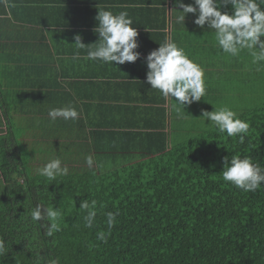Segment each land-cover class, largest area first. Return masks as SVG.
Instances as JSON below:
<instances>
[{
  "label": "crops",
  "instance_id": "crops-1",
  "mask_svg": "<svg viewBox=\"0 0 264 264\" xmlns=\"http://www.w3.org/2000/svg\"><path fill=\"white\" fill-rule=\"evenodd\" d=\"M99 8L126 11L132 18L142 54L137 61L88 60L86 49L71 44L76 34L89 47L98 41L93 29ZM178 14L173 0H0L1 193L11 170H24L25 164L35 174L56 153L68 151L60 158L68 169L85 165L76 162L91 155L93 167L111 170L131 162V153L104 149L125 146L131 132H162L171 145L213 128L203 110L225 105L237 114L247 110L249 97L256 95L249 82L257 83L256 76H248V51L237 57L223 53L212 30L197 28L192 14L185 25L177 24ZM166 40L183 48L205 73V97L179 113L173 98L165 99L146 82L145 58ZM68 106L77 109L78 119L49 117L50 109ZM112 133L121 135L114 140Z\"/></svg>",
  "mask_w": 264,
  "mask_h": 264
},
{
  "label": "trees",
  "instance_id": "trees-1",
  "mask_svg": "<svg viewBox=\"0 0 264 264\" xmlns=\"http://www.w3.org/2000/svg\"><path fill=\"white\" fill-rule=\"evenodd\" d=\"M250 61L249 78L264 65ZM260 92V104L238 114L250 123L244 143L215 128L171 145L165 133L139 131L131 132L125 146L104 149L131 153V162L111 170L89 167L82 154L77 161L85 165L55 181L40 176V167L35 174L25 164L24 170H11L0 192V239L7 249L0 264H35L37 254L41 264H264V187L245 192L221 174L223 158L234 154L264 166ZM120 135L112 133L114 140ZM85 199L96 201L91 228L79 209ZM37 204L61 211V231L52 237L44 221L31 220ZM107 212L119 215L104 242L97 233L107 231Z\"/></svg>",
  "mask_w": 264,
  "mask_h": 264
},
{
  "label": "clouds",
  "instance_id": "clouds-1",
  "mask_svg": "<svg viewBox=\"0 0 264 264\" xmlns=\"http://www.w3.org/2000/svg\"><path fill=\"white\" fill-rule=\"evenodd\" d=\"M178 10L176 23L185 25L189 14L194 16L193 24L197 28H205L214 32V39L219 48L230 56L237 57L243 50H247L252 57V63L264 64V0H193L185 3L184 0H173ZM231 6L230 11L224 8ZM182 9V10H180ZM98 22L93 31L98 34V41L89 47L82 41V36L76 34L73 44L77 49H86L85 59L99 60L108 64H124L135 62L141 57L137 51L139 41L138 30L133 27V20L126 11L114 14L110 10L99 8L95 17ZM79 57L77 52L76 57ZM148 68L146 82L151 89L158 90L167 99L176 101V111L179 113L186 106L199 102L206 95L205 73L203 68L185 53L183 48L167 40L157 49L148 53L145 58ZM215 106V105H214ZM52 121L57 119L76 120L79 117L77 109L73 106L52 108L48 113ZM202 117L210 120L207 124L215 128L218 133H226L228 137L239 138L244 143L249 134L250 123L239 118L238 114L228 106H215L213 111L203 110ZM86 163L92 167L94 161L91 155L87 156ZM222 178L236 188L245 192H255L264 187V166L255 163L250 156L234 154L231 158L225 156ZM40 176L48 181H55L57 177L68 175L67 166H62L60 158L49 160L38 170ZM81 211H86L84 216L85 226L93 227L96 222V201L81 202ZM118 212H107V231L97 233V239L106 242L111 234V229L117 223ZM31 220L33 223L44 221L46 235L52 237L61 231V211L54 207H44L37 204L32 209ZM5 243L0 239V256L6 253ZM42 257L37 254L35 264H41ZM49 264H59L58 260H51Z\"/></svg>",
  "mask_w": 264,
  "mask_h": 264
},
{
  "label": "rangeland",
  "instance_id": "rangeland-1",
  "mask_svg": "<svg viewBox=\"0 0 264 264\" xmlns=\"http://www.w3.org/2000/svg\"><path fill=\"white\" fill-rule=\"evenodd\" d=\"M262 39H264V37H262ZM250 60L251 59L249 58V61ZM249 70H251V68H249ZM255 76H256L257 83L255 84L254 82H249V88L252 91L257 87L254 90L257 92V95H258V92H260V90H261L260 94H261L262 99L264 100V91H263L264 90V65L262 66V70L259 73H254V77ZM257 95L254 98L249 99L247 108H250L252 106H256V105L260 104V100L258 99ZM68 155H69L68 151H65V152L56 153L55 157L62 158L64 160L65 158H67ZM73 156H76V155H73ZM35 157L37 158V155H35ZM63 162L65 165L68 164L67 161H63ZM78 164H79V161L76 162V165H78Z\"/></svg>",
  "mask_w": 264,
  "mask_h": 264
}]
</instances>
